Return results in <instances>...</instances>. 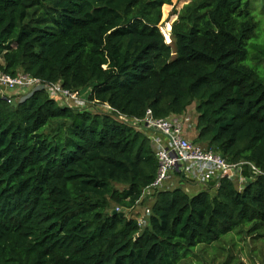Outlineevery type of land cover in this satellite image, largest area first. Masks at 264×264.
I'll return each mask as SVG.
<instances>
[{
	"label": "trees",
	"instance_id": "trees-1",
	"mask_svg": "<svg viewBox=\"0 0 264 264\" xmlns=\"http://www.w3.org/2000/svg\"><path fill=\"white\" fill-rule=\"evenodd\" d=\"M187 1L166 23L167 43L159 25L172 0H0V69L113 109L59 104L43 89L0 96V264H177L243 227L264 236L257 0ZM192 102L193 142L262 173L242 190L222 177L194 195L182 179L154 194L139 226L124 210L144 198L158 163L148 137L118 116L181 115Z\"/></svg>",
	"mask_w": 264,
	"mask_h": 264
},
{
	"label": "built area",
	"instance_id": "built-area-1",
	"mask_svg": "<svg viewBox=\"0 0 264 264\" xmlns=\"http://www.w3.org/2000/svg\"><path fill=\"white\" fill-rule=\"evenodd\" d=\"M38 89L45 90L50 98L64 101L68 106L84 107L88 101L86 97H84L86 100L82 97V90H69L60 82L48 83L24 72L12 75L0 69V96L8 103H12L14 97L22 100ZM23 91L30 92L26 97H20ZM103 105L107 111L113 110L109 105ZM118 119L148 137L157 159L156 177L151 185L144 188L143 195H151L153 192L155 194L167 186H174L176 182L182 183L180 181L182 179L196 184H209L213 190L219 186L222 177H227L233 183L241 182L246 185L262 173L252 162L229 163L212 149L193 142L197 121L190 115L170 114L154 118L148 109L141 118L120 114ZM117 210L118 208L115 211ZM145 213L149 215L150 208H146ZM145 223L146 219H138L139 226H144Z\"/></svg>",
	"mask_w": 264,
	"mask_h": 264
},
{
	"label": "rangeland",
	"instance_id": "rangeland-1",
	"mask_svg": "<svg viewBox=\"0 0 264 264\" xmlns=\"http://www.w3.org/2000/svg\"><path fill=\"white\" fill-rule=\"evenodd\" d=\"M187 2V0H172L171 5H168V7L165 8L164 15L162 10V19L159 27L164 36L165 42H171V25H166V23L170 24L172 18L175 16L174 14H176V12ZM254 7L256 19L258 20L260 32L262 33L264 30V7L260 5V0L254 1ZM82 91L84 92L85 90ZM29 92L30 91H23L20 97H26ZM82 97L84 98V94ZM15 100H17V97H14L13 101ZM56 102L59 104H65L64 101ZM79 108H86L99 113L108 110L104 105L93 101H86L84 107ZM194 108L195 102H192L187 107L185 114L190 115L196 120ZM196 133L197 130H195V134ZM234 185L236 188L242 189L245 184L234 182ZM116 187L123 188L122 185H116ZM181 189L188 195H194L199 191L207 190L204 184L191 182H185L181 185ZM153 196L154 192L151 195H144V198L133 208L125 209V213L128 216L133 215L134 217H138V219H145L147 217L145 213L146 208H151L154 203V199H152ZM111 207H114V210L116 207H118L119 210H122L120 206H116L113 203L111 204ZM246 229V227H243V231L240 234L231 232L222 236L217 241L200 243L189 248L184 257H182L177 264H264V236L253 238L249 233H246Z\"/></svg>",
	"mask_w": 264,
	"mask_h": 264
},
{
	"label": "clouds",
	"instance_id": "clouds-1",
	"mask_svg": "<svg viewBox=\"0 0 264 264\" xmlns=\"http://www.w3.org/2000/svg\"><path fill=\"white\" fill-rule=\"evenodd\" d=\"M83 94H84V97H86L87 92H86V91H84V92L82 91V95H83ZM86 98H87V97H86ZM101 105H103V104H101ZM143 197H144V195H143ZM154 201H155V198H154ZM115 210H116V209H115ZM115 210H114V211H115ZM148 216H149V215H147V217H148ZM145 219H146V223H145V225H146V224H147V218H145ZM145 225H144V226H145Z\"/></svg>",
	"mask_w": 264,
	"mask_h": 264
}]
</instances>
